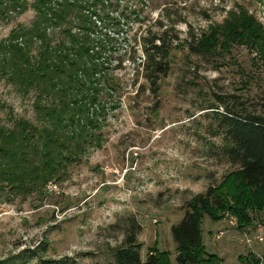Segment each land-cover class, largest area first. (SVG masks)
<instances>
[{"label":"rangeland","instance_id":"rangeland-1","mask_svg":"<svg viewBox=\"0 0 264 264\" xmlns=\"http://www.w3.org/2000/svg\"><path fill=\"white\" fill-rule=\"evenodd\" d=\"M33 1L26 0L23 12L0 15V41L12 29L31 28L37 17ZM102 3L109 4L108 14L88 11L83 1L81 10L47 30L53 42L65 39L63 28L101 40L96 61L110 77H99L106 105L102 144L89 147L42 194L6 200L0 193V264H108L131 223L138 227L143 260L148 247L156 246L170 251L171 264H177L171 225L187 200L234 169L221 153L212 112L216 96L233 97L256 112L264 101V41H231L224 50L219 38L209 54L193 52L188 43L191 34L209 38L241 10L264 30V0L97 2ZM158 21L180 41L172 45L169 71L153 94L127 58L130 38L159 31ZM31 44L35 53L39 42ZM33 98L32 91L25 95L0 78V124H9L11 115L32 118ZM251 215L252 225L243 230L228 211L218 221L204 216L203 242L222 257L221 264L248 251L264 264V209Z\"/></svg>","mask_w":264,"mask_h":264},{"label":"trees","instance_id":"trees-1","mask_svg":"<svg viewBox=\"0 0 264 264\" xmlns=\"http://www.w3.org/2000/svg\"><path fill=\"white\" fill-rule=\"evenodd\" d=\"M83 1L88 11L108 14L109 4L99 7V0H82L80 4L78 0H34L37 17L31 28L12 29L0 41V78L25 95L34 93L32 118L11 115L9 124H0V193L6 200L42 194L49 184L61 181L67 166L80 162L89 147L102 144L100 130L106 105L99 95V77H110L103 62L96 61L102 51L101 40L63 28L65 39L53 42L47 31L61 25L75 9L81 10ZM25 8L26 0H0L3 16ZM158 24L159 31L147 29L144 35L130 38L133 44L127 58L153 94L169 71L172 45L180 41L166 25ZM219 38L224 41L222 48L228 50L231 41L262 43L264 30L252 15L241 10L239 14L231 12L209 38L191 34L188 43L193 52L209 54ZM34 40L39 45L32 53ZM216 101L212 112L222 135L221 153L234 169L218 184L187 200L182 217L171 225L177 264H221L222 257L208 252L202 239L205 215L218 221L228 211L243 230L253 223L251 213L264 209V101L257 112L233 97L217 95ZM137 231L131 223L108 264H171V252L156 246L148 247L143 260ZM230 264H261V258L248 251Z\"/></svg>","mask_w":264,"mask_h":264}]
</instances>
